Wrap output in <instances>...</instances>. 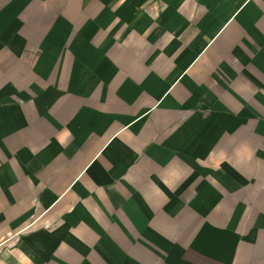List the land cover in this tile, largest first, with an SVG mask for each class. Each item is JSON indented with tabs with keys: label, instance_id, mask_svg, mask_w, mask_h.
I'll return each instance as SVG.
<instances>
[{
	"label": "crops",
	"instance_id": "crops-1",
	"mask_svg": "<svg viewBox=\"0 0 264 264\" xmlns=\"http://www.w3.org/2000/svg\"><path fill=\"white\" fill-rule=\"evenodd\" d=\"M0 264H264V0H0Z\"/></svg>",
	"mask_w": 264,
	"mask_h": 264
},
{
	"label": "built area",
	"instance_id": "built-area-1",
	"mask_svg": "<svg viewBox=\"0 0 264 264\" xmlns=\"http://www.w3.org/2000/svg\"><path fill=\"white\" fill-rule=\"evenodd\" d=\"M14 235H15V234H14ZM14 235L10 233V236H11V237H13Z\"/></svg>",
	"mask_w": 264,
	"mask_h": 264
}]
</instances>
